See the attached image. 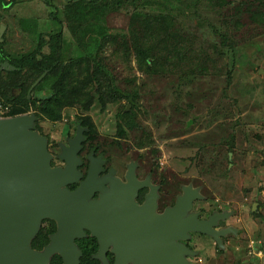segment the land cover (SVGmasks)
<instances>
[{
	"label": "rangeland",
	"instance_id": "obj_1",
	"mask_svg": "<svg viewBox=\"0 0 264 264\" xmlns=\"http://www.w3.org/2000/svg\"><path fill=\"white\" fill-rule=\"evenodd\" d=\"M66 2L3 0L5 55L35 51L42 35L56 28L51 14H57L64 22L59 69L96 50L106 76L133 96L135 124L117 134L121 108L130 104L125 98L111 102L94 61L93 82L71 96L59 119L36 118V100L18 114L34 116L33 127L61 143L81 123L99 152L135 161L155 156V163L171 168L173 186L183 181L199 190L204 207L219 206L227 232L216 264H264V0H127L100 20V33L109 38L99 52L93 37L85 38L89 45L72 37ZM148 30L144 68L129 52ZM25 74L0 73V90ZM5 104L11 110L12 102ZM5 111L0 117L13 116Z\"/></svg>",
	"mask_w": 264,
	"mask_h": 264
},
{
	"label": "flooded vegetation",
	"instance_id": "obj_2",
	"mask_svg": "<svg viewBox=\"0 0 264 264\" xmlns=\"http://www.w3.org/2000/svg\"><path fill=\"white\" fill-rule=\"evenodd\" d=\"M5 28L0 36V65L5 61L14 65L2 48ZM15 67L1 68L0 73L17 74ZM29 88L25 97L30 104L35 94ZM8 90L15 95L22 92L21 85H11ZM4 103L0 95V109H8L6 104L3 108ZM32 128L39 129L37 132L46 139L50 167L63 170L67 164L65 149L79 130L82 135L75 154L78 175L59 187L64 194L57 210L40 216L27 238L26 249L36 257L34 264H216L219 243L226 235L220 231L227 232L219 206L209 203L204 207L199 190L183 181L173 186L170 167L164 169L151 155L135 161L99 152L96 144L88 143V131L81 123L63 143L46 136L40 125ZM188 189L194 191L189 205L174 222L191 216L211 221V232L193 229L173 237L172 210ZM173 243L179 247L173 249ZM210 248L215 257L210 255Z\"/></svg>",
	"mask_w": 264,
	"mask_h": 264
},
{
	"label": "water",
	"instance_id": "obj_3",
	"mask_svg": "<svg viewBox=\"0 0 264 264\" xmlns=\"http://www.w3.org/2000/svg\"><path fill=\"white\" fill-rule=\"evenodd\" d=\"M4 28V24H0V36ZM1 68L16 69L8 61L3 62ZM44 74L32 83L29 90ZM33 120L34 116L26 114L0 117V264H34L36 257L26 249L27 238L40 216L57 210L56 205L64 194L59 187L78 175L74 166L81 131L64 151L66 168H52L46 139L32 128ZM192 192L188 189L172 210L173 222L189 205ZM254 208L255 205L252 210ZM210 225L211 221H200L191 216L174 222L172 236L180 237L186 230L193 229L210 231ZM224 232L220 231V234ZM177 247L173 243L172 248Z\"/></svg>",
	"mask_w": 264,
	"mask_h": 264
},
{
	"label": "trees",
	"instance_id": "obj_4",
	"mask_svg": "<svg viewBox=\"0 0 264 264\" xmlns=\"http://www.w3.org/2000/svg\"><path fill=\"white\" fill-rule=\"evenodd\" d=\"M3 0H0L2 4ZM67 5L64 6V14L66 19L70 21V31L73 34L72 37L77 39L78 43L87 44L85 39L87 36L93 37L96 41V47L98 52L102 49V46L106 41H108L109 35H103L100 33V27L98 24L104 20L105 14L110 9H119L123 6V2L127 0H68ZM131 2L130 0H128ZM54 19V22L57 24L56 28L48 35H42L39 40V45L35 51L20 55L18 57L11 58V62L18 67V73L29 72L25 74L24 78L18 83L10 80L7 85H4V92L2 90V96L6 97L7 102H12L13 106L10 109L5 108V103L3 104L6 109L4 114H18L19 112H24L26 106H28L27 99L25 97L26 91L29 86L39 77V75L46 70V74L39 80V82L33 87L34 100L38 103L37 105V117H45L50 120H57L61 116V108L63 105H67L71 102V96H76L77 94L82 93L81 88L89 85L93 82V79L90 76V63L91 61L96 62L97 72L100 74L102 79L106 82V89L110 96L111 102L125 98L127 103L130 104V108L126 109V105H123L121 108V114L118 116V134L123 132V126L133 127L134 115V99L133 96L128 91L120 90L113 82L114 80L106 76L105 66L102 63L97 62L96 55L97 51L95 50L92 53V50H87L82 59H73L63 65L60 68V62L58 63L60 57V49L62 43V21H60L57 14H51ZM151 19V18H150ZM100 36L99 43L97 42L96 36ZM149 30L144 32L143 37L140 39H134L136 44L130 48V52L133 49V55L137 59V63L140 67L145 66L148 68L147 58L149 52L146 46V39L150 38ZM126 44L122 45L125 46ZM94 47V45H92ZM48 48L47 52L43 51V48ZM44 52V53H43ZM128 54V53H125ZM132 54V53H131ZM82 64V66H81ZM24 69V70H23ZM16 73V71H11L10 74ZM53 78L52 83L46 82V79ZM79 79L82 81L80 82ZM83 83V84H82ZM11 85H21L22 92L21 94L15 95L12 94L8 89ZM133 94V93H132ZM24 97V98H23ZM78 96H76L77 98ZM75 98V97H74ZM133 99V100H132ZM25 104H21L24 103ZM102 104L105 105V102L102 101ZM102 105V106H104ZM9 108V107H8ZM34 122L36 119L34 117ZM38 127V124L37 126Z\"/></svg>",
	"mask_w": 264,
	"mask_h": 264
},
{
	"label": "clouds",
	"instance_id": "obj_5",
	"mask_svg": "<svg viewBox=\"0 0 264 264\" xmlns=\"http://www.w3.org/2000/svg\"><path fill=\"white\" fill-rule=\"evenodd\" d=\"M4 117V116H3Z\"/></svg>",
	"mask_w": 264,
	"mask_h": 264
}]
</instances>
